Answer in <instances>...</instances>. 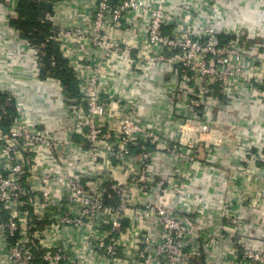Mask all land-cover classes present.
<instances>
[{"label":"built area","instance_id":"built-area-1","mask_svg":"<svg viewBox=\"0 0 264 264\" xmlns=\"http://www.w3.org/2000/svg\"><path fill=\"white\" fill-rule=\"evenodd\" d=\"M21 1L0 0V93L16 112L0 119L8 262L264 264V21L240 18L238 0H36L78 86L58 80L53 128L25 102L42 63L15 25ZM141 82L171 104L177 136L142 113ZM222 118L248 164L224 183Z\"/></svg>","mask_w":264,"mask_h":264},{"label":"crops","instance_id":"crops-1","mask_svg":"<svg viewBox=\"0 0 264 264\" xmlns=\"http://www.w3.org/2000/svg\"><path fill=\"white\" fill-rule=\"evenodd\" d=\"M240 4L239 17L242 19H246L251 26H258L262 21H264V0H238ZM262 38L257 37L256 39L251 40L253 43L262 42ZM153 77L159 85L164 83H168L172 80V73L169 70L164 71H152ZM31 83L27 88H24L27 93L25 102L27 104V109L29 114L32 117L42 119L46 124L50 127H56L57 124L63 119V112L59 110L60 106L57 103L58 96L61 95L62 86L58 80L54 79H44L37 81H30ZM139 95L142 96L144 100V107H142V113L151 119L154 122L161 124L167 128L176 130V127L172 124L170 120V115L172 113V106L169 103L167 108L163 103H159L157 101V95L159 92V88L154 84L147 83H139V86L136 91ZM175 105H173L174 107ZM264 114V109L260 106L257 108V114ZM218 118V117H217ZM222 130L218 136H220L221 144H223L222 149L224 152L219 153L220 156L217 158L216 164L218 169L216 177L217 182L224 183V180L227 176H230L233 173V169L237 168V165L243 164L241 156L234 152L237 150L234 147L235 136L232 135L235 128L233 124H229L228 121L222 118L221 120ZM252 134L254 139H259L262 137V128L258 123L257 125H253ZM250 129V131H251ZM175 136H177L178 132L175 131ZM256 141V140H255ZM246 166L248 164L244 163ZM221 170V171H220ZM199 174H203L200 172ZM222 177V179H221ZM253 176V180H254ZM258 179V178H257ZM260 182V180H259ZM261 183V184H260ZM256 182V188H260L262 186V182ZM224 186V185H223ZM222 187V184H221ZM254 187H252L253 189ZM254 188L253 190H256ZM255 194L256 191H253ZM223 193L222 191L218 193L217 200H222ZM0 218L2 221L6 222L9 220V215L6 212L0 214ZM256 223V222H255ZM3 237L2 230L0 228V264H10L7 260L6 251L3 249Z\"/></svg>","mask_w":264,"mask_h":264},{"label":"trees","instance_id":"trees-1","mask_svg":"<svg viewBox=\"0 0 264 264\" xmlns=\"http://www.w3.org/2000/svg\"><path fill=\"white\" fill-rule=\"evenodd\" d=\"M50 6L39 3L36 0H23L20 3L21 20L15 23L22 31L24 37L28 38L33 46L38 48L41 55V76L44 79H55L61 81L66 94L78 95V86L73 71L63 59L60 50L50 39L52 36L51 26L42 24L41 18ZM16 115L14 107L8 101L5 94L0 93V119L2 127L8 129Z\"/></svg>","mask_w":264,"mask_h":264}]
</instances>
